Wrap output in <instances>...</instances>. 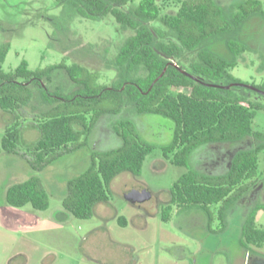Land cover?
Returning <instances> with one entry per match:
<instances>
[{"label": "rangeland", "instance_id": "1", "mask_svg": "<svg viewBox=\"0 0 264 264\" xmlns=\"http://www.w3.org/2000/svg\"><path fill=\"white\" fill-rule=\"evenodd\" d=\"M139 1L132 0L125 8L134 7ZM181 1L156 0L162 14L176 11ZM216 1L233 10L245 0ZM259 1L263 14H252L237 34L219 35L206 46L222 58L234 57L236 65L228 69L233 78L264 91V0ZM152 24L164 38H172L161 22ZM131 34L132 30L120 27L111 14L90 19L80 17L57 0H0V48L9 46L0 61L5 72L13 71L22 60L31 70L77 63L98 76L92 87L110 85L117 75L113 67L115 55ZM232 37L244 46L238 56L227 46V39ZM47 84L50 90L57 88L62 96L78 88L85 91L61 71ZM231 89L247 94L250 102L259 104L251 123L253 134L235 141L199 145L185 166L171 163L161 148L172 140L174 123L159 114H137L133 107L126 106L120 114L101 115L86 138L81 136L82 146L58 152L41 170L34 171L28 143L38 139L35 123L49 105L34 87L30 102L16 111L24 140L17 146L16 154L6 153L1 147L5 129L15 121L14 114L0 110V264H241L238 246L244 220L255 205H264V94L238 86ZM120 118L133 120L139 135L155 146L145 157L139 174L119 173L111 181L108 200L96 203L91 217L77 218L62 204L68 192L67 182L91 165L95 153L121 144L114 129ZM255 145L262 146L255 175L259 187L252 188L249 200L238 197L228 206L224 226L216 217L215 204L209 207V223L196 206L172 205L169 218H162V211L170 204L171 189L182 174L193 169L224 175L237 152ZM34 173L47 190L48 208L9 205L5 200L7 187ZM133 188L149 190L150 198L130 203L125 194ZM254 217L256 225L264 229V206L254 211ZM248 249L256 254L250 264H264V243L260 247L248 244Z\"/></svg>", "mask_w": 264, "mask_h": 264}, {"label": "trees", "instance_id": "2", "mask_svg": "<svg viewBox=\"0 0 264 264\" xmlns=\"http://www.w3.org/2000/svg\"><path fill=\"white\" fill-rule=\"evenodd\" d=\"M57 1L80 17L100 19L111 14L120 27L132 30V34L115 55L113 67L117 75L110 85L92 87L98 76L77 63L31 70L27 61L22 60L13 71L0 68V110L14 114L15 119L2 137L1 147L6 153L16 154L17 146L24 142L16 111L30 102L34 87L49 105L35 123L38 139L28 143L34 171L41 170L58 152L82 146L81 136L86 138L101 115L120 114L126 106L133 107L137 114H159L174 123L172 140L161 148L164 156L179 166L187 165L190 153L199 145L235 141L253 134L251 123L259 104L250 102L247 94L232 91L231 87L238 86L232 83L240 82L228 72L236 65L234 57L222 58L206 44L219 35L237 34L252 14H263L259 0H245L233 10L216 0H183L176 11L164 14L156 0H140L128 8L125 7L132 0ZM154 21L161 22L172 38H164L152 24ZM240 43L237 37L227 39L234 56L244 50ZM8 48V44L0 48V61ZM172 59L194 78L178 69ZM140 70L144 73L138 74ZM59 71L85 91L78 88L62 96L57 88L50 90L47 83ZM221 80H226L221 85L232 84L231 87L209 85ZM114 129L121 144L95 153L91 165L67 182L68 192L62 204L77 218L91 217L95 204L108 200L111 181L119 173L139 174L145 157L155 146L139 135L131 119L120 118ZM261 149V145H255L237 152L224 175L213 176L193 169L182 174L171 189L170 204L162 211V218H169L172 205L196 206L209 214V207L215 204L224 226L228 206L256 175ZM5 200L14 207L31 204L34 209L45 210L49 206L47 190L35 173L9 185ZM242 233L258 246L264 243V229L256 225L253 214L243 224Z\"/></svg>", "mask_w": 264, "mask_h": 264}, {"label": "flooded vegetation", "instance_id": "3", "mask_svg": "<svg viewBox=\"0 0 264 264\" xmlns=\"http://www.w3.org/2000/svg\"><path fill=\"white\" fill-rule=\"evenodd\" d=\"M244 88H246V89H249V90H252V91H254V92H256V93H259V94H263V93H261L259 90H261V91H263L262 89H259V88H257V89H259V90H254V89H251V88H249V87H244ZM259 184H260V181H259V179L255 176L253 179H251V180H249L248 182H247V188L244 190V192L239 196V197H242V198H246L247 200H249V198H250V196H251V191H252V188L255 190V189H257L258 187H259ZM237 200V199H236ZM247 200H245V202H243V205L245 206V203L247 204ZM260 206V207H259ZM264 205L263 204H261V203H259V204H257V205H255L252 209H251V211L249 212V214H248V216L246 217V219L244 220V223H245V221L247 220V218L249 217V216H251L252 214L254 215V211L256 210V209H258V208H261V207H263ZM202 210V209H201ZM205 214H206V219H207V221H208V223L209 222H211V215H209L205 210H202ZM216 217L220 220V218L217 216V214H216ZM226 217V216H225ZM220 223H221V220L219 221ZM243 223V224H244ZM241 234H242V239H241V241H240V243H239V250H240V252H241V261H240V263L241 264H250L251 263V261H252V258H255L256 257V254L255 253H253V252H251L249 249H248V244H250V245H252V246H254V247H260V246H258L256 243H253L251 240H248L247 238H246V236H243V233L241 232Z\"/></svg>", "mask_w": 264, "mask_h": 264}, {"label": "water", "instance_id": "4", "mask_svg": "<svg viewBox=\"0 0 264 264\" xmlns=\"http://www.w3.org/2000/svg\"><path fill=\"white\" fill-rule=\"evenodd\" d=\"M175 60L172 59L171 62H173V64L178 68L181 69L179 65H177L175 62ZM185 74H187L190 77H193V75H191L190 73L186 72L185 70L181 69ZM194 78V77H193ZM232 84H236L238 86H246L249 87L251 89L254 90H259L257 89L255 86L253 85H247V84H243L241 82H237V83H232ZM232 84H228V85H221V84H215V83H209V85L212 86H217V87H222V88H230ZM261 93L264 94V91L259 90ZM151 196V193L149 192V190L145 189V188H133L131 190H129L126 194H125V198L130 202V203H142L146 200H148Z\"/></svg>", "mask_w": 264, "mask_h": 264}]
</instances>
